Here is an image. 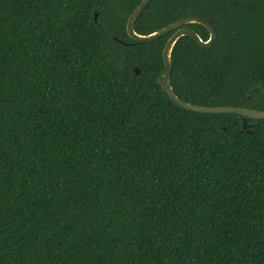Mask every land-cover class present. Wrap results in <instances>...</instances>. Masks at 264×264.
<instances>
[{"label":"trees","instance_id":"obj_1","mask_svg":"<svg viewBox=\"0 0 264 264\" xmlns=\"http://www.w3.org/2000/svg\"><path fill=\"white\" fill-rule=\"evenodd\" d=\"M140 1L0 0V264H264V120L175 106ZM186 17L217 37L174 43L176 97L264 111V0H151L133 30Z\"/></svg>","mask_w":264,"mask_h":264},{"label":"water","instance_id":"obj_2","mask_svg":"<svg viewBox=\"0 0 264 264\" xmlns=\"http://www.w3.org/2000/svg\"><path fill=\"white\" fill-rule=\"evenodd\" d=\"M150 1L151 0H141L138 3V5L132 10V12L130 13V15L126 20L125 30L128 38L134 42H151L168 33H171V36L167 39L162 50V61H163L164 71L157 79V84L160 86L161 90L166 94L168 99L175 106L186 111H192L201 114H234L240 116L241 117L240 132L246 134L250 133L251 131L248 129L250 125L246 122V120L247 119L264 120V111H255L251 109H243L237 107L198 106L183 102L178 97H176L170 85V75H171L170 52L174 43L180 37L185 36L192 39L200 48L209 49L216 40L217 35L210 23L197 17H186L179 19L167 25L166 27H163L162 29L147 35L136 34L133 30L134 22L141 14V12L147 7ZM94 18H96V13H94ZM189 24L201 25L205 29H207L209 33L208 39L206 41H202L194 31H192L191 29L183 28V26ZM133 73L134 75L139 74V71L136 67L133 68ZM252 91H261L264 94V87L262 85H257L252 88Z\"/></svg>","mask_w":264,"mask_h":264},{"label":"flooded vegetation","instance_id":"obj_3","mask_svg":"<svg viewBox=\"0 0 264 264\" xmlns=\"http://www.w3.org/2000/svg\"><path fill=\"white\" fill-rule=\"evenodd\" d=\"M248 124L250 125L249 128H248L250 130V128L252 127L253 124L252 123H248Z\"/></svg>","mask_w":264,"mask_h":264}]
</instances>
